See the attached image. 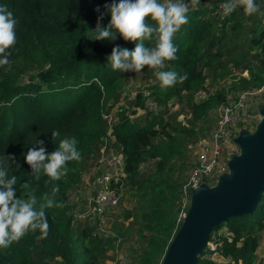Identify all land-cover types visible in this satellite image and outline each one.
<instances>
[{"label": "trees", "instance_id": "trees-1", "mask_svg": "<svg viewBox=\"0 0 264 264\" xmlns=\"http://www.w3.org/2000/svg\"><path fill=\"white\" fill-rule=\"evenodd\" d=\"M225 1H199L197 8L187 12L188 22L173 37L176 59L165 61L162 69H143L146 78L153 80L137 92L133 106L145 109V113L133 117L136 109L122 108L110 134L103 114L120 102L121 88L134 72L113 70L107 57L117 45L130 51L135 48L134 42L119 35L111 42L93 40L97 18L104 14L100 23L107 26L110 15L104 5L113 0H0V6L6 5L17 20L9 63L0 66V168L7 171V178H17L16 198L33 193L38 203L45 202V195L54 202L45 209L48 235L38 239L40 231L30 230L7 249H0V264H50L56 259L61 264H106L109 250L126 240V229L112 235L101 234L95 225L98 221L75 225L69 203V195L82 182L88 165L97 161L105 136L114 138L113 145L124 156V181L136 200L126 218L133 217L143 244L129 264H156L159 252L170 245L183 222L178 225L177 200L182 185L171 175L188 162L189 146L196 141L198 131L205 130L201 122L215 106L228 102L230 92L264 84L262 17L258 16L245 38L231 46L232 33L243 28V7L225 15L219 8ZM255 2L264 14V0ZM147 23L156 26L150 18ZM156 38L153 33L146 46L155 47ZM229 64L239 70L233 76L237 86L221 87L198 100L197 96L208 89L207 71L224 78L233 74ZM158 70H174L187 79L180 82L178 78L174 86L162 90L155 75ZM26 74L28 79L23 77ZM173 100L189 107V125L169 117L168 104ZM54 130L60 133L55 139ZM72 137L78 141L81 159L68 162L67 175L59 181H51L43 172L36 179L25 161L29 149H39L42 141L50 154L62 139ZM147 161L152 162L149 168L143 166ZM55 186L59 191L54 194ZM117 186L122 192L123 186ZM224 227L226 232L219 233ZM174 228L178 229L172 235ZM263 230L264 194L252 213L213 227L197 264H219L212 258L215 253L229 258V264H256ZM211 243L217 247L213 249Z\"/></svg>", "mask_w": 264, "mask_h": 264}, {"label": "clouds", "instance_id": "clouds-1", "mask_svg": "<svg viewBox=\"0 0 264 264\" xmlns=\"http://www.w3.org/2000/svg\"><path fill=\"white\" fill-rule=\"evenodd\" d=\"M190 2L196 4L199 0ZM104 7L110 20L107 26L102 27L100 21L104 14L98 16L95 30L92 31L95 33L93 40L111 42L119 35L124 41L135 43V48L131 51L118 45L113 47L111 55L107 57V64L113 70L139 73L145 67L162 69L165 61L176 59L177 48L173 44V37L188 22L189 4L184 3V0H165L164 3L160 0H119L117 3L113 0ZM221 7L225 15H230L237 7H243L245 14L249 16L259 12V5L255 0H226ZM96 11L99 12V8ZM149 18L155 21V27L147 23ZM16 25L13 12L6 5L0 6V66L9 63L11 53L8 50L16 43ZM153 33L157 34L155 47L146 46L145 41L151 40ZM155 75L162 90L174 86L178 78L180 82L187 79V75L179 76L174 70H158ZM59 135V131H52L53 139ZM39 143L41 147L29 149L25 157L36 179L43 172L51 181H59L67 175V163L81 159L75 137L62 139L57 150L50 154L46 153L43 142ZM7 177V171L0 168V249H7L30 230H39L41 235L37 238H45L49 229L45 209L54 206L53 200L47 195L43 197L44 203H38L33 193L16 198L14 185L17 178ZM52 191L55 194L59 187H53Z\"/></svg>", "mask_w": 264, "mask_h": 264}, {"label": "built area", "instance_id": "built-area-1", "mask_svg": "<svg viewBox=\"0 0 264 264\" xmlns=\"http://www.w3.org/2000/svg\"><path fill=\"white\" fill-rule=\"evenodd\" d=\"M199 1L211 2V0ZM164 2L165 0H161V3ZM225 2L219 4L222 13L224 12L221 5ZM184 3L189 4V11L197 8L198 5V3L192 4L190 0H184ZM255 93H261L264 96V84L259 88L243 90L237 95L234 102L224 103L217 107L215 125L197 150L196 162L188 179L181 187L177 200L180 218L185 217L195 189L204 183L210 187L215 186L220 176L229 171V161L232 155L239 154L241 151L237 138L242 129L246 128L250 131L260 121V110L257 112L249 107L251 95ZM148 104L152 108H156L155 103L151 100H148ZM103 117L110 131L118 120V116H114L112 112H105ZM113 141L110 136L103 138L100 154L96 161L100 171L95 173L89 181L92 191L88 195L85 205L88 208V213L98 221L99 226L105 223L106 213L120 203L122 192L117 185L123 186L126 183L124 181L126 178L124 156L113 145ZM216 247L217 244L212 243V248ZM129 263L127 255H119L112 258L109 264ZM231 264L238 263L232 261Z\"/></svg>", "mask_w": 264, "mask_h": 264}, {"label": "rangeland", "instance_id": "rangeland-1", "mask_svg": "<svg viewBox=\"0 0 264 264\" xmlns=\"http://www.w3.org/2000/svg\"><path fill=\"white\" fill-rule=\"evenodd\" d=\"M243 28L238 34H233V40H229V45H233L238 40L245 38L247 35V32L255 25L256 21L258 20V16L262 17V23L264 25V14L260 12L255 13L251 16L245 14L243 10ZM258 14V15H257ZM229 71L233 74L227 75L224 78L221 77H215L214 74H212L210 71H207L208 73V89L205 91H202L198 96L197 99L205 98L208 96L209 92L219 90L221 87H227L229 88L230 85L237 86V83L233 76L238 73V68L235 67L233 64H229ZM244 75H248V72L245 71L243 73ZM25 79H28L27 74L23 76ZM153 80V78H146V73L142 70L139 73H133L128 76V79L124 83L123 87L121 88V100L119 103H117L113 110L110 111L114 116H118V112L122 110V108H129L130 111L133 109H136V114L133 115V117L142 116L145 113V109L143 108H137V106H133L135 97L137 92L140 89H145L146 84ZM241 92V90H234L233 92H230L228 94V102L231 103L234 102L237 95ZM148 94V92H146ZM233 95V96H232ZM232 96V97H231ZM224 104V103H223ZM169 117L176 118L179 121H182L184 125H189V121H191V114L190 109L186 104L180 103L176 100L169 102ZM222 105V104H221ZM220 106V105H218ZM215 106L209 113L208 116L205 117L201 124L204 126L205 130L198 131V134L196 136V141L191 143L189 146V152H188V162L182 165L180 169L174 170V172L171 175V179L176 182H180L181 185L185 183V181L188 179L191 169L194 166L196 162V152L201 147V143L208 137L211 129L215 125L216 121V109H218ZM264 106V96L261 93H255L251 95V98L249 100V107L255 111H259ZM264 115L260 113V121L263 119ZM255 126V125H254ZM253 128V127H252ZM250 128V129H252ZM259 130V128H254L250 130L252 133H256ZM242 153L240 152L239 155ZM92 163V161H91ZM193 163V164H192ZM91 165V164H90ZM152 165L151 161H147L144 163V167L149 168ZM101 169L103 167L101 166ZM99 170L98 165L93 160V164L91 166L88 165V168L83 174V182L79 187H76L69 195V203L72 206V209L74 211V224L79 225L81 222H95V220L89 213L88 208L86 205V199L88 198V195L92 191V187L89 185V181L91 180L92 176L97 173ZM122 194L120 198V203L117 207H115L113 210L108 211L105 215V223H103L101 226L98 225V222L95 223L99 228V231L101 234H108L111 233L112 235H115L116 232L119 229L125 230L127 233L126 240L121 245H116L114 249H110L108 254L110 258L107 260L106 264H109L111 259L114 257H117L119 255H127L129 257V261H131L133 254H136L140 251L142 246V241L140 240L138 234H137V228L138 225L133 223V217L126 218V213L129 210H133V208L136 205L135 197L132 195L130 186L126 183L122 187ZM184 218H180V214L178 216V225L179 222L183 221ZM178 229V228H177ZM176 228L173 229V233L176 232ZM225 227L219 230V233L221 231H224ZM117 235V234H116ZM212 245V243H211ZM169 246L164 247L162 249L157 257L156 264H162V261L166 255L167 249ZM133 249H137L133 253ZM50 264H61L60 259L51 260Z\"/></svg>", "mask_w": 264, "mask_h": 264}, {"label": "water", "instance_id": "water-1", "mask_svg": "<svg viewBox=\"0 0 264 264\" xmlns=\"http://www.w3.org/2000/svg\"><path fill=\"white\" fill-rule=\"evenodd\" d=\"M260 113L264 115V106ZM256 127V133L242 129L237 138L242 154L232 155L229 171L217 184L204 183L194 190L162 264H197L215 225L256 209L264 194V117Z\"/></svg>", "mask_w": 264, "mask_h": 264}, {"label": "crops", "instance_id": "crops-1", "mask_svg": "<svg viewBox=\"0 0 264 264\" xmlns=\"http://www.w3.org/2000/svg\"><path fill=\"white\" fill-rule=\"evenodd\" d=\"M113 139L114 138H112V140ZM82 180H83V178H82ZM82 182L80 183V185L82 184ZM79 186H77V187H79ZM222 232H226V228L224 229V231H221L220 233H222ZM212 258L219 264H229L231 261L229 258H225V257L221 256L219 253L213 254ZM256 264H264V230L261 232L260 245L257 249Z\"/></svg>", "mask_w": 264, "mask_h": 264}]
</instances>
